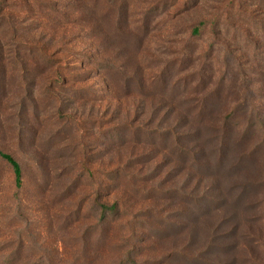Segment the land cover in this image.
<instances>
[{
  "label": "rangeland",
  "instance_id": "obj_1",
  "mask_svg": "<svg viewBox=\"0 0 264 264\" xmlns=\"http://www.w3.org/2000/svg\"><path fill=\"white\" fill-rule=\"evenodd\" d=\"M0 150V264H264V0H0Z\"/></svg>",
  "mask_w": 264,
  "mask_h": 264
},
{
  "label": "trees",
  "instance_id": "obj_2",
  "mask_svg": "<svg viewBox=\"0 0 264 264\" xmlns=\"http://www.w3.org/2000/svg\"><path fill=\"white\" fill-rule=\"evenodd\" d=\"M214 106H197V109L192 110L191 112L185 113L184 117L181 118V115L179 114V109L175 106H158V120H159V126L162 125L160 122L166 121V119H170L172 122V125H178L180 123V120L183 119L185 128L188 129L189 124H197L203 125V120H206L207 116L210 113V109H213ZM165 129H172L171 127H166ZM189 130V129H188ZM190 132V137L193 136L192 132ZM162 133V132H161ZM194 147L191 148V155L194 156ZM198 149V148H197ZM0 161H5L11 168L12 174H13V181L15 187L19 188L22 185V167L19 163V161L10 153L4 152L0 150ZM193 167V166H191ZM200 167V166H198ZM197 167V168H198ZM196 168V169H197ZM195 181V182H194ZM194 182V185L198 186L199 188L202 187V183L200 180L196 179L195 177L192 179L191 183ZM198 188V187H197ZM119 210V206L117 203L111 204V205H102V212L101 216L103 215V211L106 212V214L112 212L114 213L115 211ZM201 214H205V212H200ZM196 228V226H189L187 228V232L190 230L193 231ZM196 259L195 257L191 258ZM131 263V262H130Z\"/></svg>",
  "mask_w": 264,
  "mask_h": 264
}]
</instances>
